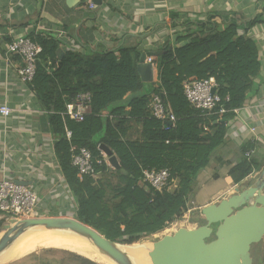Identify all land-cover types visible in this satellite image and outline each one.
Listing matches in <instances>:
<instances>
[{
    "label": "trees",
    "instance_id": "trees-1",
    "mask_svg": "<svg viewBox=\"0 0 264 264\" xmlns=\"http://www.w3.org/2000/svg\"><path fill=\"white\" fill-rule=\"evenodd\" d=\"M186 22L195 28L183 31L176 47L169 43L156 56L159 71L152 82L141 77L137 65L142 52L137 45L85 53L67 51L57 62L59 41L31 36L43 47L31 86L51 113L56 149L73 191L76 217L111 240L132 244L162 231L182 214L197 188L199 173L226 141L229 124L236 116L234 109L244 107L261 85L257 81L262 70L259 45L249 31L264 22L262 13L247 21L209 11L205 17ZM211 76L218 82L228 111L204 116L187 100L183 82ZM162 90L178 117L176 127L169 130L152 116L148 106L150 93ZM82 91L92 92V110L84 121L77 122L62 112ZM133 124L139 126L137 137L131 133ZM204 126L210 130L205 132ZM67 129L72 132L70 140ZM101 144L117 158L112 169L104 161L98 163ZM72 146L92 152L101 176L98 180L80 176L72 164ZM250 147L258 149L251 142L243 146L240 161L229 170L235 183L264 168V151L247 157ZM144 168L169 169L176 185L163 192L156 190L143 182ZM110 195L113 203L108 200ZM76 256L84 263L97 264Z\"/></svg>",
    "mask_w": 264,
    "mask_h": 264
},
{
    "label": "crops",
    "instance_id": "crops-1",
    "mask_svg": "<svg viewBox=\"0 0 264 264\" xmlns=\"http://www.w3.org/2000/svg\"><path fill=\"white\" fill-rule=\"evenodd\" d=\"M209 11L247 21L262 13L264 19V0H75L70 5L67 0H42L41 5L39 0H0V107L13 109L9 115L0 112V181L13 179L30 186L39 197L38 216L75 212L73 191L56 149L51 113L32 84L24 82L9 66L5 52L11 40L18 36L53 37L59 41L57 62L67 51L115 50L123 44L161 54L166 45L177 43L183 31L195 28V24H186L188 18L205 17ZM173 14L178 16L172 18ZM249 35L259 45L262 70L257 81L261 85L230 122L226 141L214 153L210 166L223 170L224 183H219L222 175L214 170L202 171L200 175L206 176L197 177L201 181L196 194H201L209 181L216 189L205 191L199 202L190 198V210L201 213L203 207L233 195L240 183L260 173L254 171L240 183L229 175L242 157V147L253 138L251 125L258 126L257 151H264V22L252 27ZM153 56L158 65L157 55ZM201 217L205 220L202 213ZM6 223L7 216L0 212V225L5 227ZM260 244L264 251V238ZM260 258L258 264H264V255Z\"/></svg>",
    "mask_w": 264,
    "mask_h": 264
},
{
    "label": "water",
    "instance_id": "water-1",
    "mask_svg": "<svg viewBox=\"0 0 264 264\" xmlns=\"http://www.w3.org/2000/svg\"><path fill=\"white\" fill-rule=\"evenodd\" d=\"M73 1L67 0V4ZM39 3L41 5L42 0ZM58 53L62 54L63 50L59 49ZM153 55L158 54L142 52L138 64L146 82L155 80L153 65L146 62L147 56ZM100 148L109 156V162L117 165L113 152L103 144ZM241 184L233 195L201 209L205 223L193 228L179 227L162 238L151 236L153 245L148 249V255L152 264H254L252 247L264 238V168L249 185L242 187ZM32 227L71 230L118 264H134L133 259L119 248V245L130 244L111 240L77 217L66 215L10 219L0 237V255Z\"/></svg>",
    "mask_w": 264,
    "mask_h": 264
},
{
    "label": "built area",
    "instance_id": "built-area-1",
    "mask_svg": "<svg viewBox=\"0 0 264 264\" xmlns=\"http://www.w3.org/2000/svg\"><path fill=\"white\" fill-rule=\"evenodd\" d=\"M90 7L93 8L94 4L90 3ZM42 51V45L31 37L18 36L10 41L5 55L9 66H11L16 74L24 82L31 84L35 78L37 62ZM146 62L152 63L155 70L158 69L154 56H147ZM218 86V82L214 76L202 80H187L183 82L184 94L187 100L204 116L222 115L228 111L222 104L223 99L218 91ZM149 98L148 106L152 116L163 121L165 129L175 128L178 117L174 113L170 103L166 100L165 91H154L150 93ZM226 100H229V96L226 97ZM92 103V92H79L68 103L67 110L62 112V115L68 116L74 121L82 122L91 113ZM240 110L241 108H237L234 109V112L237 114ZM12 111L13 109L7 105L0 107V112L3 115H9ZM110 117L113 116L110 115ZM219 120H221V117L217 119V121ZM209 130L208 126H204L205 132ZM250 131L253 135L250 142L256 144V141L259 139L258 126L251 125ZM71 137L72 132L67 130V138L70 140ZM100 150L102 159H99L98 163L104 161L112 167L113 165L109 162V156L101 148ZM257 150L255 147H250L246 150L245 155L251 157ZM71 152L72 164L78 168L80 176L87 175L98 180L100 173L96 171L94 166L92 152L87 147L76 146L71 147ZM143 182L150 184L160 192L169 190L171 186L176 185V181L172 179L170 170L167 168H144ZM38 202L39 197L30 186L13 179H3L0 181V212L7 216L8 221L12 218L23 219L38 216Z\"/></svg>",
    "mask_w": 264,
    "mask_h": 264
},
{
    "label": "bare ground",
    "instance_id": "bare-ground-1",
    "mask_svg": "<svg viewBox=\"0 0 264 264\" xmlns=\"http://www.w3.org/2000/svg\"><path fill=\"white\" fill-rule=\"evenodd\" d=\"M168 230V228H167ZM165 230V231H167ZM0 233V237L2 236ZM163 237V236H162ZM160 237V238H162ZM152 241L130 245H119L132 259L134 264H152L148 249ZM40 248L66 249L89 258L100 264H118L107 253L96 249L83 237L71 230L32 227L25 230L0 256V264L18 260Z\"/></svg>",
    "mask_w": 264,
    "mask_h": 264
},
{
    "label": "rangeland",
    "instance_id": "rangeland-1",
    "mask_svg": "<svg viewBox=\"0 0 264 264\" xmlns=\"http://www.w3.org/2000/svg\"><path fill=\"white\" fill-rule=\"evenodd\" d=\"M171 45H172V43H171ZM176 45H177V43H174L173 47H176ZM157 66L159 68V65H157ZM158 71H157V73H158ZM155 79H157V78H155ZM131 127H132L131 133H134L133 135L137 137L139 134V126L133 124V125H131ZM210 165L208 166L209 168L206 167L205 169H208V171H210L209 169H211L212 173L216 172V173H219L220 175H222L219 179V181H220L219 183H221V184L224 183L223 182L224 180H221V179H223V174H222L223 170H221V168H218L219 166L217 168H212ZM113 167H111V169ZM205 169H203V171ZM213 170H214V172H213ZM201 172L199 173L198 176H199V178L204 179L206 175L204 173L201 176L200 175ZM100 177L101 176L99 174V178ZM257 177L258 176L255 177V175H254V177L249 178L243 184H241V183L240 184L242 187H245V186L249 185L251 182H253ZM112 179H113L114 183L118 182V179L116 177H112ZM200 181L201 180L198 179L197 184H199ZM212 184H213L212 181H209L205 190H203V192L201 194L200 193L196 194L197 190H198V187H197L195 192L193 194H191V196H190L191 200L192 201L197 200V202H199V199L201 198V196H203V193L205 191L209 192L210 190H212V188L216 189V187H213ZM214 185L220 186V184H214ZM190 198H189V201H190ZM112 199H114V197L110 195L108 200L111 203H113ZM192 206H193V204L191 203V201L188 202L187 208L184 209L182 214L175 221H173L169 226H167L162 231H160L156 234L143 236L140 240H138L132 244H135V243L139 244V243H142L144 241H151V239H150L151 236H153L154 239H157V238L162 237L163 235L172 234L179 227H192V226L196 227L197 225L204 223L203 222L204 219L201 217L200 210L199 209H195V210L191 209L190 210L189 207H192ZM63 216H65V215H63ZM66 216L76 217V213L74 211H72L70 213H66ZM167 228H168V230H167ZM165 230H167V231H165ZM4 231H5V227L3 225H0V233L1 232L4 233ZM76 255H77V253H74L72 251L70 252L69 250L67 251L66 249L40 248V249L36 250L35 252L28 254V255H26V256L18 259V260L10 261V262L5 263V264H89V263H84L80 259H77L78 257ZM263 255H264V251L262 249L261 244L260 243L254 244L252 247V256L254 258V264H258L260 256L262 258ZM97 264H100V263H97Z\"/></svg>",
    "mask_w": 264,
    "mask_h": 264
}]
</instances>
